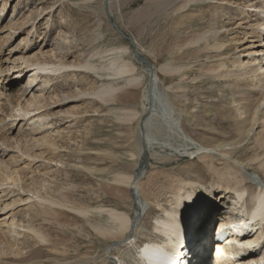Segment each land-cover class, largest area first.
I'll return each mask as SVG.
<instances>
[{
	"label": "rangeland",
	"instance_id": "1",
	"mask_svg": "<svg viewBox=\"0 0 264 264\" xmlns=\"http://www.w3.org/2000/svg\"><path fill=\"white\" fill-rule=\"evenodd\" d=\"M26 2L0 0V120L5 117L0 121V263L80 264L87 256L90 264H142L137 255L141 246L163 240L153 226L156 217L165 215L161 209H178L176 220L186 234L194 224L205 223L197 222L203 211L211 224L228 212L236 196L223 190L226 180L234 188L227 177L244 185L243 205L251 206L257 184L248 176L264 181L259 163L264 150L256 146L264 132V99L255 118L247 115L264 92V70L244 74L249 64L238 67V61L254 56V67L264 60V46H258L264 24L258 26L256 20L264 15V0H193L180 10L182 0L168 8L160 0L152 6L149 0ZM33 6L42 10L35 19L30 18ZM59 7L63 11L58 15ZM55 22L59 28L51 29ZM54 41L62 45L55 49ZM76 47L88 54L89 64L62 68L55 52L69 50L67 62L78 61ZM254 49L261 51L255 55ZM112 60L134 65V76L143 83L132 89L124 79L104 75L100 69ZM164 63L180 67L179 73L161 75L158 68ZM222 73L239 74L242 81L220 80L216 76ZM152 76L174 123L145 117L149 128L141 130L140 138L139 121L130 125L125 117L134 108L140 110ZM61 83L80 94L55 95ZM117 87L118 99L102 103L97 95ZM129 92H135L133 99ZM30 99L27 112L12 108L11 101L23 106ZM239 112L243 115L235 118ZM146 133L149 143L137 157ZM197 143L208 148L206 158L196 153ZM140 169L138 190L150 193L143 203L146 213L126 237H101L97 231L109 223L101 207L131 211L128 193H122L126 188L114 184L113 176ZM219 171L227 175L225 180ZM178 188L181 206L175 198ZM40 230L43 239L35 235ZM184 237L182 231L179 244ZM113 242L117 244L110 246ZM260 250L264 255V245Z\"/></svg>",
	"mask_w": 264,
	"mask_h": 264
},
{
	"label": "bare ground",
	"instance_id": "2",
	"mask_svg": "<svg viewBox=\"0 0 264 264\" xmlns=\"http://www.w3.org/2000/svg\"><path fill=\"white\" fill-rule=\"evenodd\" d=\"M30 1L31 0H27L26 3H29ZM37 1L43 2V0H37ZM86 1L92 2L93 0H86ZM164 1H165V3L163 5L162 2H164ZM164 1L160 0L163 7L168 8L170 5L176 4L179 0H164ZM191 1H193V0H182V3L180 5V7H177V10L185 9L186 7H189L190 4L192 3ZM55 2H56V0H49V4H51V5L54 4ZM35 3H36V1L34 2V4ZM152 5H156V0H149L148 6H152ZM31 8L34 10L31 11L30 18L35 19V17H37L41 13L42 10L40 9L41 11H38V10H36L38 8H35L34 6L30 7V9ZM47 8H50V7L49 6L44 7L43 11L47 10ZM58 9H59L58 15L62 14V11H63L62 8L59 7ZM259 10H258V14L260 12ZM155 12H156V10L152 11V14H154ZM256 20H257V23L259 21L258 26L263 25L264 24V15L263 16H262V14L259 15ZM59 25H61V23H59ZM61 26H63V24ZM55 27H58L56 22L53 23V26L51 27V29H54ZM55 41H56V39H55ZM55 41H54V43H52V46L55 49H58V48H56V46L58 47V46H61L62 44L56 45ZM262 41H263V43L258 44V46L259 45L264 46V38H262L260 42H262ZM65 47H67V46H65ZM213 47L218 48L219 45L218 44L213 45ZM251 47H253V46H251ZM67 51H69V50H67ZM67 51H65V53L63 55L59 54L58 52L57 53L55 52V56L59 57V61H61L60 65L63 66L62 68L76 67L79 69V68L87 67V64H89V63H87L88 59L86 58V55H88V54H85L83 49L76 47L75 53H77V57H75V58L78 59V61L74 60L73 62L72 61L67 62L68 61L67 57L70 56ZM251 51L256 55L261 51V49H254ZM251 57H252L251 59L249 58L245 62L238 61V67L240 65L249 64L248 69L245 70V72H243L244 74H248L249 72L254 73L258 70L259 71L264 70V60H259L254 67H251L252 62L255 59L254 56H251ZM175 58H179L178 55H176ZM175 58H172V60L175 61ZM136 59H137V63L140 64V67L142 69H144V71H146V75H147L148 69L146 68V66H142L140 61H138L140 59H138V58H136ZM49 67H51V70H52L53 67L52 66H49ZM179 68L180 67H172L170 63H164V64L159 66L158 72L163 76L173 77V75H177L179 73V71H180ZM92 69H94L96 71L95 67H92ZM100 71L104 72V75H107V77L108 76H115V77H118L119 79L120 78L124 79L125 85L128 86L129 88H132V89L139 87L141 85V83H143V79L141 77L137 78L134 76V74H135L134 73V71H135L134 65H132V67H130V65L127 62L122 61L121 64H118L115 60H112V61L108 62L107 67L103 66V68H101ZM131 72H132V75H130L128 77H124L125 75L130 74ZM152 77H153L152 80L149 78V79H147V82L145 83V86L143 89V94L141 97V102H140V110H137L136 108H134L131 111H129L125 117V121L128 122V124H130V125L133 122L139 121V123L137 124L138 129H136L138 132H140L143 128H146V131H147V129L149 127H148V124L145 120V117H148L151 115L155 116V118H157V119H161V120L165 121L167 125L174 123V121L172 120V117H171L170 108H167L166 102L163 99H161V97L156 92V77H154V76H152ZM216 77L221 78L220 80L226 79V78H231V79L234 78L236 83H239L240 81H242V79L239 77V74L237 77L234 75L230 76V75H228V73H222ZM61 84L62 85H59L61 87L60 91H58L55 95L60 96L59 92H65V91H68V93H67L68 95H79L80 94V92H78V91L74 92L77 89L68 90L69 89L68 83H61ZM120 89H121L120 87L111 88V90H105V91L99 93V95H97V96H100L99 99L102 101V103L107 104L109 102H113V101H116L118 99V96L120 94V92H119ZM252 91H254V90H252ZM90 93H92V92H90ZM134 93L135 92H129L128 98L133 99L135 96ZM256 95L258 96V94H256ZM251 96H252V94H251ZM263 99H264V92H262L261 96L259 95L258 98H255L256 101L253 104L254 106L252 107V108H254V110L252 112L248 113V115H247L248 118L253 119L256 117V115L259 111V108H260V102ZM235 101L236 100L233 101V106H237V105H234ZM26 102L27 103L22 106L21 102L19 103V102H17V100H13V102L11 101V104L13 105L12 108L15 109V108H18L21 106V109L24 110L25 112H27L28 107L32 105L33 101H32V99H30ZM239 106H241V105H239ZM242 113L243 112L237 113V116H235V118H241V115H243ZM142 115H144V116L142 117ZM10 116H12V115L10 114ZM39 116H36V117L34 116V117L37 118ZM247 117H246V119H247ZM4 118L1 119L0 121L4 120ZM246 119H242V122H244ZM179 128L180 127L177 126L178 130H179ZM250 130L251 129H248L244 138H246L247 135L250 134L249 133ZM240 132H241V130H239L237 133H240ZM183 133H184V136H186L185 132H183ZM140 136H141L140 138H142V131H141ZM260 136L261 137H259V140L256 141V143H257L256 146H257V148L264 150V132ZM145 138H146L145 143L143 142L144 140H142L141 143L137 142L138 143L137 157L141 156L143 150L146 151V147H147V144L149 143V139H150L148 137L147 133L145 135ZM244 138H242V139H244ZM197 145H198V147L197 146L195 147L196 153L197 154L200 153L202 158H206L207 157L206 153L208 151V148H206V147H204L198 143H197ZM230 152L232 153L231 150H228L227 152H226V150H222L221 153L224 155H227V153H230ZM224 155H223V157H225ZM132 156L134 157L135 154H132ZM256 157H257V154L255 155L254 158H251V160H254ZM259 163H260V168L262 169L261 170L262 174L264 176V156L261 158ZM225 164H228V163H225ZM3 170L4 169L1 168V166H0V171H2L4 173ZM137 174H139V172H137V171H136V173L119 172L113 176V183L114 184L127 189V190L123 189L122 193H123V195H126L128 193L127 194L128 199L131 201V211L129 214V213L122 211V210H117V209L109 208V207H101L100 208L101 211H103L108 216L107 219L109 222L108 225L101 226L100 227L101 229L97 231V233L101 237L106 238V239H110V240L118 239L122 236L126 237L128 235V233H130V231L133 232L135 230V228L139 222L140 218L138 220L136 219L137 220L136 224L134 225V227H132L133 222L135 221L134 215L136 213H138V211H141V215L146 213L147 208H146V206L143 205V203H145V201L148 199L150 193L146 192V190L143 188L141 191L138 190V186H137V178L138 177L135 179V176ZM217 174L219 175V177H222V178H224L223 180H225L226 174H224L223 172H220V171L217 172ZM7 176H9V174L5 175V180H6ZM248 178L252 181L254 180L255 183L257 184L256 194L252 197V203L248 209L244 208L245 205H243L244 200H245L244 198H246V196H247L246 195V189H245L244 185H242V183L239 185V181L236 178L227 177L228 181H230V182L232 181L231 185H234V188L232 189L229 182H227V180H226V181H224L226 183V186L223 188V190L225 193H228V192H226V190L229 189L230 191H233V194H235V196H236V199H234L232 201V203L230 204V207L229 206H228L229 208L227 207L228 212L223 211V213H222L223 215H220L219 218L213 224H211L210 222L208 223V221L206 220L209 216L208 213H205L203 211L202 214L199 215L197 222H199V221L202 222L205 220V223L200 227H198V225L194 224L193 226L190 227L188 234H186L184 226L182 228H180V226L176 220V216L178 214V209H174V210H170V211L165 210V209H161L162 211L163 210L165 211V215L163 217H159V216L156 217L154 220L153 226H154V229L156 230V232L163 237V240L162 241L149 240L147 243H145L143 246H141V248L139 249L138 254H137L138 260L141 261L142 264H170V262H171V264H203L204 254H207V255L211 254V257H209L208 264H264V255L262 253L260 254V251H261L260 249L264 245V181L263 180L259 181L257 179L255 180V178L251 177V176H248ZM231 179H233V180H231ZM117 189L122 191L121 188H117ZM133 189L136 190V193L138 196H136V195H135L136 197L133 196V194H132ZM29 191L31 192L30 189H29ZM33 194L36 195L37 193L33 192ZM180 195H181V190H180V188H178L176 191L175 198L178 199V205L179 206H181V204H182V199H181ZM62 197H63L62 199L65 198V196H62ZM119 198L122 199V196L119 195ZM209 205H211V204H209ZM237 212H238V214H237ZM235 214H237L238 217H236ZM243 217H245V218H243ZM240 218H241V221H239ZM29 226L27 225V227H29ZM229 226H231V227H229ZM251 226H254L253 229H251ZM241 227H243L245 229V232L241 231L242 230ZM97 229H98V227L96 226L95 230H97ZM29 230H31V227L29 228ZM237 230L240 232H237ZM247 230L249 232H247ZM182 231L184 232L185 237H184V241L181 244H179V239L182 236ZM39 232H35V235L40 237L41 239H43L44 236L41 233V230ZM130 241H132V239ZM130 241L127 242L126 244H129ZM228 243H233L235 245V247H233V249H230L229 247L226 246ZM244 243H246V244H244ZM250 246H251V248H250ZM212 248H213V250H212ZM84 249H85V247H84ZM182 249H183V251H182ZM78 250H79V248H78ZM90 250H92V249H90ZM0 254L4 255L3 250H1V249H0ZM159 255L162 256L161 259L159 258ZM68 256H70V254L67 253V257ZM86 257L87 256H85L84 258L86 259ZM85 259L82 262H80V264H90V262L87 263V261ZM89 259H90V257H89ZM16 263H17V261H16ZM0 264H2V263H0ZM4 264H15V261L10 262V263L5 262ZM63 264H70V263L68 261V262L63 263Z\"/></svg>",
	"mask_w": 264,
	"mask_h": 264
},
{
	"label": "water",
	"instance_id": "3",
	"mask_svg": "<svg viewBox=\"0 0 264 264\" xmlns=\"http://www.w3.org/2000/svg\"><path fill=\"white\" fill-rule=\"evenodd\" d=\"M113 25H114V27L119 31V29H118V27L113 23ZM129 38V37H128ZM137 55H138V53H137ZM142 171V169H140V171H137V172H139V174H137L136 176H135V179L138 177H140V175H141V172ZM137 178V179H138ZM132 194H133V196L134 197H136V196H138L137 195V193H136V190L135 189H133L132 190ZM136 195V196H135ZM140 216H141V211H138V213H136L135 215H134V218H135V221L133 222V225H132V227H134V225L136 224V221L140 218ZM137 219V220H136ZM117 242V241H116ZM116 242H113V243H111V245L110 246H114V244L116 243ZM117 243H119V241L117 242ZM116 243V244H117ZM159 258L161 259L162 258V256L161 255H159ZM158 258V259H159Z\"/></svg>",
	"mask_w": 264,
	"mask_h": 264
}]
</instances>
